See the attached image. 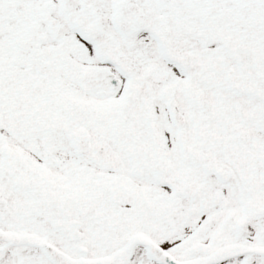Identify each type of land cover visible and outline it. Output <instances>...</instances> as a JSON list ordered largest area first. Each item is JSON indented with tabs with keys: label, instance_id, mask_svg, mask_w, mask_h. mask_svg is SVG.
Returning <instances> with one entry per match:
<instances>
[{
	"label": "snow or ice",
	"instance_id": "6c2138e0",
	"mask_svg": "<svg viewBox=\"0 0 264 264\" xmlns=\"http://www.w3.org/2000/svg\"><path fill=\"white\" fill-rule=\"evenodd\" d=\"M0 264H264V0H0Z\"/></svg>",
	"mask_w": 264,
	"mask_h": 264
}]
</instances>
